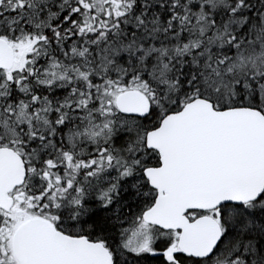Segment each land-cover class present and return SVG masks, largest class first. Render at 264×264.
Returning <instances> with one entry per match:
<instances>
[{
	"label": "snow or ice",
	"instance_id": "snow-or-ice-1",
	"mask_svg": "<svg viewBox=\"0 0 264 264\" xmlns=\"http://www.w3.org/2000/svg\"><path fill=\"white\" fill-rule=\"evenodd\" d=\"M0 264H264V0H0Z\"/></svg>",
	"mask_w": 264,
	"mask_h": 264
}]
</instances>
